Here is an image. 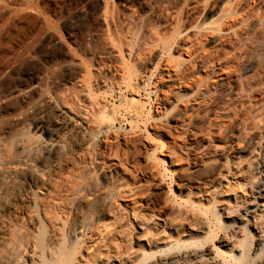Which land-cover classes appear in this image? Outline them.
I'll return each instance as SVG.
<instances>
[{"label":"rangeland","instance_id":"374dc122","mask_svg":"<svg viewBox=\"0 0 264 264\" xmlns=\"http://www.w3.org/2000/svg\"><path fill=\"white\" fill-rule=\"evenodd\" d=\"M263 160L264 0H0V239L33 240L36 264L76 227L73 264H147L149 244L264 264L254 227L228 226Z\"/></svg>","mask_w":264,"mask_h":264},{"label":"bare ground","instance_id":"6f19581e","mask_svg":"<svg viewBox=\"0 0 264 264\" xmlns=\"http://www.w3.org/2000/svg\"><path fill=\"white\" fill-rule=\"evenodd\" d=\"M82 122L86 124L84 120H82ZM58 126H60V124ZM52 130H53L52 134L54 136L53 140L40 142L38 145H35L34 148L36 151L40 149L38 152H40V154L43 153L45 156L46 155L51 156V153H55L54 149L56 148V146L58 145V141L60 140V136H59L60 134L58 132V129H52ZM50 136L52 135L50 134ZM31 152L38 154V152H35L33 150ZM22 156L23 157H21L18 161L21 164V167H19V171L26 173L28 177L32 180L34 179V177L42 178L41 174L39 173L40 169L38 170V166L36 165L35 160L33 158L32 159L29 158L28 155L27 156L22 155ZM260 168H261L260 172H262L261 178L256 184V190L254 194V198L257 199V202L254 205H249V203L245 204L243 212L238 217H236L238 220L235 219L228 224L229 227H235L237 230L236 232H239L241 229L248 228L249 225H252V227H254L256 232L254 235L256 238L254 240L253 248L255 252L264 249V230L258 226H255V224H251V221L255 219L257 215L256 212L264 210V160L261 161ZM104 170L105 169H103V173L106 176L107 170L106 171ZM6 171L7 170L5 171L0 170V177H4L8 172ZM37 180H41V179H37ZM16 201L17 198L10 194L4 196V203L8 209L12 210L14 206V202ZM8 226L9 228L8 227L6 228L10 230V225ZM205 230H207V225L206 223H203L197 232L205 233ZM4 234L6 235L4 236L2 235L3 237L1 236L0 239V264H36L35 262L36 253L34 248L36 245L33 240L28 239L26 242L20 241L18 243L15 240V236L12 230H10L9 232L6 231ZM189 234L191 235V233ZM80 236H81V228L76 227L74 231L72 230L70 232L69 240L67 243H62L59 247L57 246L58 248L56 249L52 246L49 250V259H50L49 264H73L70 256V249L71 247H73V241H76L78 238H81ZM218 243L223 248L229 249L235 258H241L244 254V250L237 244L236 240L223 238L222 240H219ZM149 246L150 249L148 252H146L147 254L149 253L150 255L147 264H226L225 261L221 259L222 257L220 256L222 251L217 250L216 246L214 245H211L208 248L205 247L201 251L189 250L182 252H171L167 255L158 254L157 252H154L152 250L153 247L152 245L149 244ZM203 255H209V257L212 259L211 262L210 263L205 262L203 260ZM21 256H25V260L22 259L23 261H21L20 260Z\"/></svg>","mask_w":264,"mask_h":264}]
</instances>
